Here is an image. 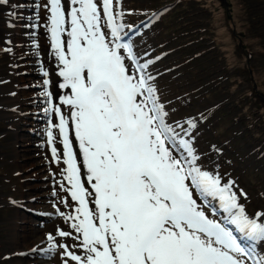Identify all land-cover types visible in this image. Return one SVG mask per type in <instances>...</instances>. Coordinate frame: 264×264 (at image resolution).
I'll list each match as a JSON object with an SVG mask.
<instances>
[{"label": "snow or ice", "instance_id": "snow-or-ice-1", "mask_svg": "<svg viewBox=\"0 0 264 264\" xmlns=\"http://www.w3.org/2000/svg\"><path fill=\"white\" fill-rule=\"evenodd\" d=\"M35 7V19L40 9L47 14L65 90L56 103L41 65L42 111L58 118L49 121L48 143L53 162L65 166L60 187L75 202L72 212L56 209L73 230L59 236L73 243L49 234L48 250H60L61 264H264V212L249 214L234 182L205 166L193 134L199 121L172 119L150 53L136 50L139 27L123 22L122 0Z\"/></svg>", "mask_w": 264, "mask_h": 264}, {"label": "rangeland", "instance_id": "rangeland-1", "mask_svg": "<svg viewBox=\"0 0 264 264\" xmlns=\"http://www.w3.org/2000/svg\"><path fill=\"white\" fill-rule=\"evenodd\" d=\"M37 3L44 0L0 5V264L36 263L45 253L61 264L59 249L49 253L32 242L49 233L59 243H73L59 236V230H73L56 209L72 212L75 202L60 187L65 166L51 156L47 130L58 118L42 111L47 105L37 86L46 79L41 65L49 72L56 103L65 90L58 87L62 78L50 37L44 41L46 13L40 9L35 19ZM122 10L124 24L140 29L136 50L150 53V71L172 119L199 121L203 139L195 144L205 166L224 182H234L249 214L264 212V160L248 157L244 127L249 111L252 115L262 107L264 117V0H122ZM259 137L264 142L263 132ZM48 196L50 205L44 202Z\"/></svg>", "mask_w": 264, "mask_h": 264}, {"label": "trees", "instance_id": "trees-1", "mask_svg": "<svg viewBox=\"0 0 264 264\" xmlns=\"http://www.w3.org/2000/svg\"><path fill=\"white\" fill-rule=\"evenodd\" d=\"M261 109H262V107H260L257 110V112L253 113L252 115H251L250 111H249V113L245 114V115H247L246 119L249 120V124L245 123L244 127H246L248 134L250 136L249 137L247 135L249 138L251 150L253 148V145L256 146V148L254 150H252V151L250 150L248 157H250V156L253 157V155L257 154L256 158L264 160V151L262 153H260V150L264 148V142H262V138L259 137V135H261V132L264 133V130H261V128H263V126H264V117L262 118L260 116L261 115L260 114ZM263 111L261 113H263ZM257 113H258V115H257ZM242 117H244V116H242ZM257 137H258V140H257ZM263 165H262V169H263Z\"/></svg>", "mask_w": 264, "mask_h": 264}, {"label": "bare ground", "instance_id": "bare-ground-1", "mask_svg": "<svg viewBox=\"0 0 264 264\" xmlns=\"http://www.w3.org/2000/svg\"><path fill=\"white\" fill-rule=\"evenodd\" d=\"M42 12L44 11L45 12V10H41ZM46 13V12H45ZM47 15V14H46ZM49 35V34H48ZM50 36H48V37H46V38H44V41H47V39L49 38ZM36 62H34V64H35ZM187 116H189V114L187 115ZM184 117V116H183ZM194 135L196 136V138L198 139V138H201V141H202V139H203V133L200 131V128H197L196 129V131L194 132ZM87 186V185H86ZM44 202H46L48 205H50V198H49V196L48 197H46L45 199H44ZM67 208H70V207H67ZM52 215H53V213H52ZM36 230V229H35ZM48 235H49V233H47V234H45V235H43L41 238H38V240H34L33 242H32V246L34 245H36V243H42V246H43V248L47 251V252H49V253H51V251H49L48 249H49V247H50V245H51V243L52 242H50L48 239H47V237H48ZM25 238V237H24ZM48 254L47 253H45L44 255H41V260L38 262V260H36V263L35 262H31L30 264H55V263H53V262H50L49 260H48Z\"/></svg>", "mask_w": 264, "mask_h": 264}]
</instances>
